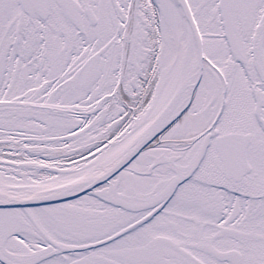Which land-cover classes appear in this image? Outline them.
<instances>
[{
	"label": "snow or ice",
	"instance_id": "1",
	"mask_svg": "<svg viewBox=\"0 0 264 264\" xmlns=\"http://www.w3.org/2000/svg\"><path fill=\"white\" fill-rule=\"evenodd\" d=\"M0 264H264V0H0Z\"/></svg>",
	"mask_w": 264,
	"mask_h": 264
}]
</instances>
